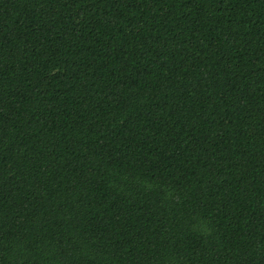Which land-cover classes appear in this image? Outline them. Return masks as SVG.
<instances>
[{
  "label": "trees",
  "instance_id": "16d2710c",
  "mask_svg": "<svg viewBox=\"0 0 264 264\" xmlns=\"http://www.w3.org/2000/svg\"><path fill=\"white\" fill-rule=\"evenodd\" d=\"M0 264H264V0H0Z\"/></svg>",
  "mask_w": 264,
  "mask_h": 264
}]
</instances>
